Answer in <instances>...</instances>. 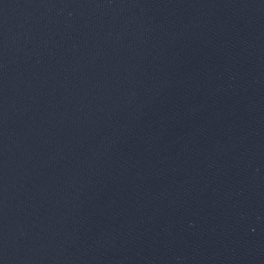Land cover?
<instances>
[{
  "label": "water",
  "instance_id": "water-1",
  "mask_svg": "<svg viewBox=\"0 0 264 264\" xmlns=\"http://www.w3.org/2000/svg\"><path fill=\"white\" fill-rule=\"evenodd\" d=\"M0 264H264V0H0Z\"/></svg>",
  "mask_w": 264,
  "mask_h": 264
}]
</instances>
